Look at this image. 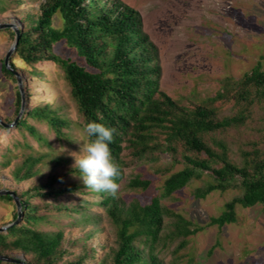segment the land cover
<instances>
[{"label": "trees", "instance_id": "trees-1", "mask_svg": "<svg viewBox=\"0 0 264 264\" xmlns=\"http://www.w3.org/2000/svg\"><path fill=\"white\" fill-rule=\"evenodd\" d=\"M20 3L21 0H0V14ZM57 16L62 21L61 28L53 26ZM25 21L16 54L30 73L35 74L41 62L53 61L77 106L82 130L85 132L91 121L115 129L110 148L120 173L116 177L119 185L132 165L148 159L159 161L165 155L170 162L164 170L162 194L148 204L138 200L127 204L120 198L119 190L116 195L96 192L85 185L79 170L74 168L51 177L39 187L15 192L21 201L23 218L18 225L0 233V255L23 253L30 258L28 264H86L87 256L63 263L69 254L64 248L65 232L63 225L53 223V219H73L70 225L77 228L106 218L114 229L115 246L110 250L103 248L108 255L101 264H164L161 253L176 243L175 253L180 252L198 229H192V223L164 205L163 200L172 199L193 181L201 180L205 172L209 181L195 191L196 199H206L214 192H241V196L225 205L219 217L211 220V225L222 228L236 223L238 207L264 205L261 65L239 80L227 79L214 98L188 107L162 91L159 50L144 31L142 15L122 0H43L37 14L27 16ZM5 31L15 37L12 30ZM60 45L76 50L85 66L57 54ZM11 67L15 69L13 63ZM2 70L16 80L4 63ZM21 106L19 91L18 115ZM71 124L61 106L40 104L25 111L14 125L13 142L3 155L7 161L4 165L11 164L16 150H33L32 141L41 147L51 146L42 127H47L62 143L68 138ZM0 128L10 130L1 125ZM236 137L242 139V164L230 157L229 140ZM45 159L46 156L30 154L14 171L16 180L27 182L35 178ZM178 167L181 169L175 171ZM73 178L77 181L72 182ZM151 185L150 180L135 177L127 187L146 191ZM76 195L86 197L81 205H55ZM90 195L95 200L89 201ZM0 200L14 202L4 195ZM33 200H40L41 204H34ZM47 200L52 203L47 204ZM95 207L104 215L92 214ZM43 225L60 230L47 233L40 229ZM91 236L88 234L75 243H85Z\"/></svg>", "mask_w": 264, "mask_h": 264}, {"label": "rangeland", "instance_id": "rangeland-1", "mask_svg": "<svg viewBox=\"0 0 264 264\" xmlns=\"http://www.w3.org/2000/svg\"><path fill=\"white\" fill-rule=\"evenodd\" d=\"M42 1L21 0L8 13L0 14V24L25 28L26 17L36 15ZM122 1L142 15L144 31L159 50L162 91L183 106L199 105L214 98L223 90L227 79L239 80L258 65L264 70V0ZM53 26L62 27L58 16L54 18ZM14 41L15 37L5 29L0 30V121L4 125H12L7 127L0 124L10 129L5 131L0 128V190L21 193L73 169L75 158L70 153L79 152L83 143L81 140L87 137L80 126L77 106L57 65L53 61L41 62L36 66L35 74H31L30 68L15 52L9 59V65L14 64L15 69L11 68L20 77L23 111L18 115L20 88L17 79L9 78L2 70ZM56 52L85 66L84 60L78 57L74 49L60 45ZM40 104L63 107L64 115L72 122L67 140L59 142L53 133L48 132L47 127H42L51 146L41 147L32 141L34 149L16 150L11 155V164L6 167L4 162L7 161L3 155L13 142L15 120L18 116L21 119L25 111ZM241 140L239 137L229 140L230 157L237 164H242ZM30 154L46 156V159L35 178L19 182L14 171L23 165ZM58 159L61 163L56 161ZM169 162V157L165 155L159 161L148 159L126 169L125 180L119 187L120 198L127 204L134 200L148 204L159 197L165 179L164 170L168 168ZM179 169L181 167L175 171ZM207 174L205 172L201 180L193 181L172 199L163 200L164 205L190 221L192 229H198V233L186 240L187 245L180 252L175 253L178 243L163 251L161 260L164 264H264V205L249 209L238 207L236 223L222 228L211 225V220L219 217L225 205L241 196V192H214L206 199H196L195 191L205 187L209 181ZM135 177L150 180L151 187L146 191L128 189V182ZM76 181L73 178L72 182ZM84 198L81 195L65 197L55 205L61 202L71 207L78 206ZM87 199L95 200L92 195ZM33 203L40 205L41 201L33 200ZM46 203L52 201L47 200ZM91 212L103 214L98 207ZM16 213L14 202L0 200V228L15 222ZM77 218L82 219L80 215ZM54 222L63 225L65 232L64 248L69 254L63 263L87 256L86 264H101L109 248L115 246L114 229L106 218L97 224L77 228L70 225L73 219L57 218L53 219ZM40 229L47 233L60 230L52 225H43ZM88 234L92 236L87 242L75 243ZM104 247L108 250H104ZM10 256L30 261L23 253H11Z\"/></svg>", "mask_w": 264, "mask_h": 264}, {"label": "clouds", "instance_id": "clouds-1", "mask_svg": "<svg viewBox=\"0 0 264 264\" xmlns=\"http://www.w3.org/2000/svg\"><path fill=\"white\" fill-rule=\"evenodd\" d=\"M114 131L103 123L88 122L85 133L89 139L81 140L83 143L80 151L70 154L75 158L73 168L79 170V176L87 187L96 192L116 195L120 187L116 177L120 173L110 148V143L114 141Z\"/></svg>", "mask_w": 264, "mask_h": 264}, {"label": "water", "instance_id": "water-1", "mask_svg": "<svg viewBox=\"0 0 264 264\" xmlns=\"http://www.w3.org/2000/svg\"><path fill=\"white\" fill-rule=\"evenodd\" d=\"M1 29H10L14 32L15 34V41H14V44L12 45L11 49L9 50L5 60H4V64H5V67L11 71L14 76L16 77L17 79V82H18V85H19V90L21 92V95H22V91H21V85H20V77L19 75L16 73L15 70H13L11 68V66L9 65V59L11 57V55L13 53L16 52L17 48H18V45H19V40H20V33H21V29L13 24H0V30ZM23 111V95H22V106H21V111L20 113ZM20 117L18 116V118L15 120L14 122V125L19 121ZM0 124L1 121H0ZM3 126H7V127H12V125H4L2 124ZM10 196L13 198V201L16 205V208H17V219L15 220V222H13L12 224L10 225H7V226H4L2 228H0V233H4L6 232L9 228L13 227V226H16L18 225L21 221H22V218H23V212H22V205H21V201L19 199V197L17 196V194L13 191H8V190H0V196ZM0 261L1 262H5V263H13V264H28L24 259L20 258V257H13V256H8V255H0Z\"/></svg>", "mask_w": 264, "mask_h": 264}]
</instances>
